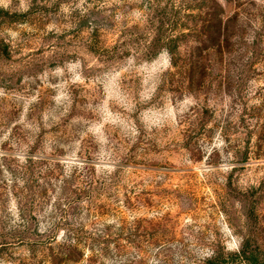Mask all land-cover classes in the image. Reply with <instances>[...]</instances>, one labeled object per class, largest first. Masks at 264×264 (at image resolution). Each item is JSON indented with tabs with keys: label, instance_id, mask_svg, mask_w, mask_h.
<instances>
[{
	"label": "rangeland",
	"instance_id": "obj_1",
	"mask_svg": "<svg viewBox=\"0 0 264 264\" xmlns=\"http://www.w3.org/2000/svg\"><path fill=\"white\" fill-rule=\"evenodd\" d=\"M210 260L264 264V0H0V264Z\"/></svg>",
	"mask_w": 264,
	"mask_h": 264
},
{
	"label": "trees",
	"instance_id": "obj_2",
	"mask_svg": "<svg viewBox=\"0 0 264 264\" xmlns=\"http://www.w3.org/2000/svg\"><path fill=\"white\" fill-rule=\"evenodd\" d=\"M150 1H153V0H150ZM155 1V0H154ZM173 44H174V41H171ZM177 46L174 44V48H176ZM100 50H105V49H100ZM242 257H245V253L242 252ZM213 261L214 260H210V261H207L206 264H213Z\"/></svg>",
	"mask_w": 264,
	"mask_h": 264
}]
</instances>
